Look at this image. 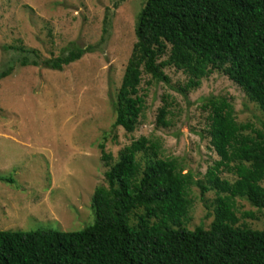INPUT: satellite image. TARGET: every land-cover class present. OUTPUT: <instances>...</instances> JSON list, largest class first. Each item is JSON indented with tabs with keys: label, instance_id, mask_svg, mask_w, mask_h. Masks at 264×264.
Segmentation results:
<instances>
[{
	"label": "trees",
	"instance_id": "1",
	"mask_svg": "<svg viewBox=\"0 0 264 264\" xmlns=\"http://www.w3.org/2000/svg\"><path fill=\"white\" fill-rule=\"evenodd\" d=\"M134 34L111 102L112 129L134 132L144 109L142 75L169 84L168 67L187 76L178 89L183 95L214 72L226 76L262 112L259 128L238 123L226 98L203 100L209 143L219 158L205 173L206 185L183 173L177 160L161 158L158 143L146 137L125 146L113 163L99 144L109 169L105 185L91 197L92 222L72 232L0 231V264H264V230L238 225L235 210L236 199L264 210V0H146ZM92 49L75 46L40 62L22 55L17 63L62 71ZM14 67L0 71V81ZM163 102L156 124L166 128L170 104L166 97ZM140 153L143 162L137 159ZM223 173L233 180L222 178ZM0 181L14 184L12 177L0 175ZM193 185L202 196L214 193L208 229L188 228Z\"/></svg>",
	"mask_w": 264,
	"mask_h": 264
},
{
	"label": "rangeland",
	"instance_id": "2",
	"mask_svg": "<svg viewBox=\"0 0 264 264\" xmlns=\"http://www.w3.org/2000/svg\"><path fill=\"white\" fill-rule=\"evenodd\" d=\"M145 1L0 0V71L15 65L0 81V175L14 180L0 181V231L72 232L90 224L92 194L105 185L109 169L99 144L113 163L125 146L146 137L158 143L161 158L177 160L183 173L206 185L205 173L219 159L201 108L210 96L226 98L238 123L259 128L262 112L226 76L214 72L183 95L178 89L187 76L168 67L164 73L169 84L142 75L144 109L134 132L112 129L111 102L136 42V17ZM75 46L93 49L62 71L17 63L22 55L40 62ZM164 97L170 104L166 128L156 124ZM137 159L144 161L141 153ZM221 177L233 180L229 173ZM190 197L188 228L208 229L214 193L202 196L193 185ZM235 203L238 225L264 230V210L257 211L245 199Z\"/></svg>",
	"mask_w": 264,
	"mask_h": 264
}]
</instances>
